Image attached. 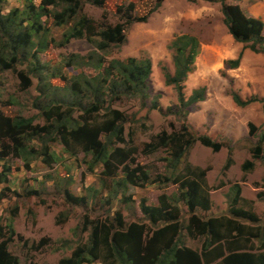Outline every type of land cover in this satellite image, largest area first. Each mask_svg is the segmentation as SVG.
Returning a JSON list of instances; mask_svg holds the SVG:
<instances>
[{
    "label": "trees",
    "instance_id": "obj_1",
    "mask_svg": "<svg viewBox=\"0 0 264 264\" xmlns=\"http://www.w3.org/2000/svg\"><path fill=\"white\" fill-rule=\"evenodd\" d=\"M164 1L155 0V7L149 14L139 18L134 17L133 3L121 6L117 12L121 22L111 25L107 22V14L99 23L84 13L86 4L103 8L106 0H39V3L24 0L23 8H14L7 13V0H0V72L17 71V65L27 62L33 73L39 72L40 85L52 78H61L66 82L63 88L43 84L42 92L49 98L47 105L39 107L45 120L43 127H34V118L6 115L5 105H0V158H20L27 167L30 161L36 159L51 165L62 159V154L54 148L59 144L63 146L64 153L71 157H76L79 152L92 156L88 162L90 170L102 167L101 175L105 178H116L122 172V178L117 181L118 187L126 189L128 185L140 187L146 184L149 175L139 166L132 167L134 155L139 149L129 147L137 133L128 125L136 120L137 114L129 116L115 105L138 100L142 109L147 108L152 60L131 57L124 61L114 59L107 62L106 56L120 50L127 42L126 32L130 25L147 22ZM203 1L220 2L223 21L234 39L247 44L246 47L255 53L264 52V21L247 16L239 5H231L228 0ZM52 18L56 26L66 28L58 46H66L73 39L86 38L95 48L87 57L78 54L66 57V68L89 67L98 71L96 76L90 77L82 72L69 80L61 73L48 70L42 77L41 73L46 71L47 66L40 63L39 53L56 43L47 27ZM200 45L195 36L175 37L170 44L174 52L175 72L172 74L164 69L165 83L177 89L179 107L187 118L189 108L206 99V87L194 90L189 98L184 94L185 82L195 70ZM242 56L240 54L237 60L227 61L226 66L238 68ZM19 76L26 86L31 85L29 76L24 72H20ZM233 99L240 107L264 102L257 97L243 100L236 92ZM157 108L159 103L154 101L152 109ZM77 112L81 114L76 116ZM249 130L251 135H255L259 128L250 124ZM37 139L42 142L38 149L30 146ZM196 143L215 153L223 148L222 143L209 135H196L184 124L179 132L164 131L153 137L151 142L143 145L142 152L149 155L165 152L168 156L164 159L171 166L172 175H177ZM251 154L252 160L243 165L244 172L252 171L257 161H264V132ZM232 163L233 159L229 158L226 167L229 168ZM185 170L194 179L181 182L180 198L175 200L163 195L158 206L149 205L146 200L141 202L142 214L154 227L157 226L154 231L145 224H127L121 212H116L115 216L108 217L104 222L86 218L82 232H90L87 242L80 243L72 255L63 258L60 264H264V224H257L260 219L253 211L238 207L242 199L240 186L235 187L236 195L230 199L231 217L203 220L194 212L197 208L209 211L212 207L207 171L190 164ZM10 173L9 165H3L0 185L7 184L8 191L12 187ZM183 179L185 177L177 178L176 183ZM167 180L172 181L170 178ZM66 182L67 185L71 184L68 179ZM91 190L92 197H95L101 189L92 187ZM62 191L70 205L87 206L86 199L72 194L67 186ZM174 201L176 204H171ZM181 201L192 213L187 225L181 221ZM79 228L75 232L79 231L81 235ZM15 235L12 221L7 225L0 221V264H19L18 257L10 252ZM187 238L199 240L201 251L189 247Z\"/></svg>",
    "mask_w": 264,
    "mask_h": 264
},
{
    "label": "rangeland",
    "instance_id": "obj_2",
    "mask_svg": "<svg viewBox=\"0 0 264 264\" xmlns=\"http://www.w3.org/2000/svg\"><path fill=\"white\" fill-rule=\"evenodd\" d=\"M35 1L39 3V0ZM130 3L135 6L136 18L146 16L155 7V0H106L103 8L86 4L84 13L99 23L103 21V15L107 14L108 24L116 25L121 22L118 8L126 7ZM23 7L24 0H8L5 13ZM223 20L220 2L165 0L147 22L130 25L126 32L127 42L120 50H114L106 56L107 62L114 59L124 61L131 57L152 60L153 72L149 80L150 98L147 108L142 109L138 100L115 105L129 116L137 114L136 120L128 125L137 133L129 147L136 146L139 149L134 155L135 163H132V167L139 166L149 175L146 184L140 187L128 185L126 189L118 187L117 181L122 178V172L116 178H105L101 175L102 167L90 170L88 162L92 160V156L79 152L76 157H71L64 153L63 146L59 144L54 148L62 154V159L51 165L42 159H36L30 161L27 167L20 158H0V171L5 164L10 167L12 186L8 191L7 184L0 185V221L3 225L12 221L16 235L10 244V252L18 257L19 264H60L63 258L72 255L80 243L87 242L90 232H82L86 218L104 222L108 217L115 216L116 212H121L127 224H145L154 231L157 226L154 227L144 217L140 208L141 202L146 200L149 205L158 206L163 195L175 200L180 198L181 182L194 179L185 170L188 164L207 171L206 179L212 202L209 211L197 208L195 215L203 220L231 217L230 199H234L235 187L239 185L242 199L238 207L253 211L260 219L257 224H264V161H257L250 172L243 170V165L252 160L251 151L264 132V102L240 107L233 99V93L236 92L243 100L252 97L264 100V59L249 58L256 59L255 63H258L259 81H253L246 76L236 81L230 75H225L224 69L221 72L223 75H219L215 82H202L200 85L201 82L188 79L184 88L186 98L201 86H206L208 90L204 102L189 108L188 112L192 116L188 118L179 107L177 89L165 83L164 69L172 74L175 72L174 52L170 49L174 38L191 35L197 37L201 44H208L216 37L223 38L229 33ZM47 27L56 43L50 44L46 51L39 53L40 63L47 66L46 71L41 73L43 78L48 70L61 73L69 80L82 72L90 77L97 75L98 71L92 68H66L64 63V59L72 54L87 57L94 51L95 48L88 39H73L66 46H58L57 43L62 41L66 28L56 26L53 18ZM213 29L218 32L216 37ZM249 52L251 57L254 52ZM31 68L29 63L24 62L16 66L17 71L0 72V105H5L3 108L6 115L34 118V127L40 128L45 125V120L39 107L49 103L46 93L42 92L43 84L50 83L53 87L63 88L66 82L61 78H52L40 85L39 72L35 74ZM20 72L29 76V87L20 78ZM154 101L159 103V108L152 109ZM80 114L77 112L76 116ZM243 123L245 133L238 138H231L232 130L238 131ZM184 124L196 135H209L213 140L222 143L223 148L215 153L201 143H196L181 164L177 175H172V168L164 159L168 155L165 152L144 154L143 145L164 131L179 132ZM250 124L259 128L255 135L250 134ZM40 143L41 140L37 139L30 146L38 149ZM229 158L233 159V163L227 168ZM183 177L185 179L176 183L177 178ZM168 178L172 181L167 180ZM67 179L70 185H67ZM65 186L72 194L85 198L87 206L70 205L62 191ZM92 187L101 189L95 197H92ZM171 204L176 203L174 201ZM179 205L183 210L181 221L187 225L192 213L184 202L181 201ZM76 228L80 229L81 235L79 231L75 232ZM186 241L189 247L201 251L202 244L199 240L187 238Z\"/></svg>",
    "mask_w": 264,
    "mask_h": 264
},
{
    "label": "crops",
    "instance_id": "obj_3",
    "mask_svg": "<svg viewBox=\"0 0 264 264\" xmlns=\"http://www.w3.org/2000/svg\"><path fill=\"white\" fill-rule=\"evenodd\" d=\"M227 2L231 5H239L247 16L264 21V0H228ZM224 33L225 32L223 31V34ZM213 34L216 37L218 34L217 30L213 29ZM223 38L216 37V39H213L208 44L200 43L199 54L195 60V70L189 75L188 79H193L195 82H201L200 85L202 82H215L219 79V75H223L221 72L224 69L225 75H230L229 77L236 81H239L238 79L242 76H246V78L256 81L258 77V63H255L256 59L249 58L260 57L264 59V52L253 53L251 49L246 47L247 44L237 42L228 32ZM249 50L253 53L251 57L248 54L250 53ZM240 54H243L240 66L236 69L228 68L226 66V62L230 60H237ZM257 81L259 80L257 79ZM207 96L208 90H206V98ZM204 101H201V103ZM201 103L198 102L195 105H199ZM190 116H192L191 113L188 114V117ZM191 122H193L192 117ZM242 126L243 127L238 131L235 130V132H233L232 130L230 137L238 138L240 135H243L246 131L244 123Z\"/></svg>",
    "mask_w": 264,
    "mask_h": 264
}]
</instances>
